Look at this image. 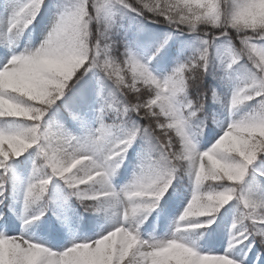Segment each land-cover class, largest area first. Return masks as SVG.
<instances>
[{
	"label": "snow or ice",
	"instance_id": "1",
	"mask_svg": "<svg viewBox=\"0 0 264 264\" xmlns=\"http://www.w3.org/2000/svg\"><path fill=\"white\" fill-rule=\"evenodd\" d=\"M46 12L44 38L18 49ZM130 13L171 30L129 31ZM0 46V264H247L264 247V0H0ZM209 98L227 117L202 147ZM77 203L106 226L68 240ZM226 205L227 246H202ZM153 212L174 216L162 235L142 229ZM41 218L47 241L25 231Z\"/></svg>",
	"mask_w": 264,
	"mask_h": 264
},
{
	"label": "trees",
	"instance_id": "2",
	"mask_svg": "<svg viewBox=\"0 0 264 264\" xmlns=\"http://www.w3.org/2000/svg\"><path fill=\"white\" fill-rule=\"evenodd\" d=\"M53 1H55V0H53ZM46 14H47V12H46ZM128 18H132V19H135V20L138 19V20H141V21L146 22V23L147 22L153 23L152 21L145 20L142 17H136L135 13H130L128 16H126L124 21H123V23H126V19H128ZM47 19H48V15L44 14L42 17H38L37 21H34V26H33L35 28L34 35L37 34V32L40 30V28H42V26H44L47 23ZM153 24H155V26L157 28L159 27L160 29H162L164 32L171 30L167 24H159V23H153ZM175 35L180 36L178 38L179 40L185 39L184 36H181L179 34H175ZM175 49H176V47L174 46L173 47V51H175ZM171 66H172V64L171 65L169 64V67H171ZM208 106L210 107L211 112L216 115V121H218V119H220L223 116V109H222L221 105L219 103H213L211 101V99L209 98ZM205 120H206V127L204 129V135L199 137V141H200V144H201L202 147H206L207 144H208V130H209V128H211L215 132H217V130L214 128V123L215 122H213L212 119L209 118V117H205ZM137 151H139V150H137ZM25 156H28V154L26 153ZM24 158L25 157H21V159H24ZM136 162H137V157L133 153V154L130 155L129 160L125 161V166L122 167L118 171V173H117V175L115 177V181H117L119 184L126 183L129 180L127 178V174L129 172V170H132V169L134 170L135 169ZM30 168H31V158H29L27 160V168H26V170L24 172L26 173L27 170L30 169ZM178 179H180V183L183 185L182 190L184 191V189H185V187L187 185L186 175H184V176H182V178H178ZM174 183H175V181H174ZM15 192H16V189L14 187L10 186L8 193H6V196H7L6 203H8V205H9L7 214L9 216H11L10 215V208L12 207L11 204H12V200L14 199ZM161 203L163 204L164 201H161ZM232 203L234 205L235 201H233ZM174 204H175V201L169 202V206H174ZM75 206L78 209V211L81 213V218H80V224L81 225L79 227V231H80L81 228H85L86 231L84 233H87L88 231H90L93 228V226L95 227V230H96L99 227V225L101 224V222L103 220H105L102 216H98V215H96L94 213H90V212H84L83 208L80 207L78 203ZM0 207H2V206H0ZM225 208H229L230 210L225 213L224 209H221L222 215L218 216L217 222L211 226L212 229H214L213 240L210 243L205 244V239L208 236V233H205L204 236H202L200 238L199 243L201 245L212 246L213 247V246H217L222 241V238L224 236V233H225L226 227H227L226 220H227L228 216L230 215L231 217H234V215L236 214L235 207H230L229 205H226ZM151 215H149L148 219L144 222V225H142V229H144L145 232H146V230L155 231L156 228L158 227V223H156L154 225V227L150 228V226L153 223V221L150 220ZM0 219H2V218H0ZM29 229L31 230V232H34V233L38 232V233L44 234L37 225H35L34 227L30 226ZM248 243H249V241H245L244 245H240V246H238V248L247 251L245 246ZM253 255L257 256V260H258L257 264H264V247H262L259 244L258 240H257L255 246H253L252 249L247 252V256L248 257L253 256Z\"/></svg>",
	"mask_w": 264,
	"mask_h": 264
},
{
	"label": "rangeland",
	"instance_id": "3",
	"mask_svg": "<svg viewBox=\"0 0 264 264\" xmlns=\"http://www.w3.org/2000/svg\"><path fill=\"white\" fill-rule=\"evenodd\" d=\"M50 2L51 3H55V1H53V0H51ZM47 15H48V19H47L46 25L49 23V18L52 15V12H47ZM124 24L129 29V31H134V30L135 31H144L145 34H149V33L163 34V32H164L159 27L157 28L155 26V24L149 23V22L146 23V22H143V21L138 20V19L135 20V19H132V18H128V19H126V23H124ZM46 25L37 33L36 36H33V34H30V32H28V31H31L32 29H29L26 32V34H24L22 36V38L19 39L17 48L18 49H23V48L29 47V46H33V47L37 46L40 43V41L44 38V34L47 31ZM31 37H33L34 39H31ZM179 37L180 36H178V35H173V37L169 40V45H172V47H174V46L177 47L178 42L181 41V40H184V39L179 40L178 39ZM0 51H2V52L3 51H8V49L0 46ZM170 65H171V63H170ZM226 117H227V113L224 112L223 119H220V120H218V122H215V129H217V132L220 131V125L226 120ZM132 172H133V170H131L129 173L132 174ZM23 174L27 175V173H23ZM187 180H188V178H187ZM189 189H190V186L187 188V192L189 191ZM14 205L15 206L12 209V214L14 216L13 221L15 222V225L17 226V229H19V226L21 225V220H20L21 205H20L19 199L15 202ZM176 214H178V213H176ZM156 216H157V214H156ZM55 217H57V215H55ZM232 221H233L232 217H230V215H229V217H228L229 226L232 224ZM42 222H43V218L41 219L40 223H42ZM58 225H59V220H58ZM101 226H106V221ZM229 226H228V228H229ZM0 230L7 231V227H4L3 225H1L0 226ZM25 231H26L27 235L32 236L34 239L45 240V241H47L49 239L47 236H40V235H37L36 233H35V235L29 233L28 230H27V227H26ZM146 234H150V233L146 232ZM64 235H65L66 239L71 240L73 238V235L78 237L81 234L79 235L77 233V231L75 230V232L72 233V234H70L68 231H65ZM157 235H162V234H157ZM227 237H228V229H227V234L225 235V238H224L225 239L224 242L220 246H218L217 248H213V249L216 250V251H223V247L227 246ZM208 248H210V247H208ZM255 263H256V258L255 257H252L251 260H247V264H255Z\"/></svg>",
	"mask_w": 264,
	"mask_h": 264
}]
</instances>
